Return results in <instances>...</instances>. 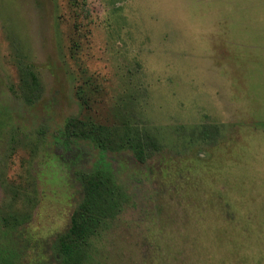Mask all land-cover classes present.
<instances>
[{
  "label": "rangeland",
  "instance_id": "rangeland-1",
  "mask_svg": "<svg viewBox=\"0 0 264 264\" xmlns=\"http://www.w3.org/2000/svg\"><path fill=\"white\" fill-rule=\"evenodd\" d=\"M71 117L159 146L103 155L128 197L95 264H264V0H0L2 264H50L82 200L102 153L57 142Z\"/></svg>",
  "mask_w": 264,
  "mask_h": 264
},
{
  "label": "trees",
  "instance_id": "trees-1",
  "mask_svg": "<svg viewBox=\"0 0 264 264\" xmlns=\"http://www.w3.org/2000/svg\"><path fill=\"white\" fill-rule=\"evenodd\" d=\"M19 87L29 104L39 98L37 76L30 67L22 69ZM77 140L89 142L102 156L80 175L82 200L74 210L67 230L57 235L50 264H95L92 250L96 238L127 201V192L118 183L111 163L103 155L131 150L139 161L144 162L159 147L157 139L147 130L128 124L110 125L90 117L69 118L57 142L69 144ZM12 256L13 253L0 246L1 264L11 261Z\"/></svg>",
  "mask_w": 264,
  "mask_h": 264
}]
</instances>
